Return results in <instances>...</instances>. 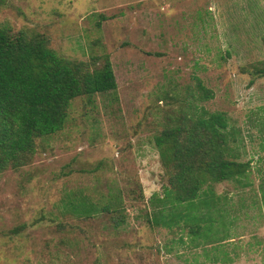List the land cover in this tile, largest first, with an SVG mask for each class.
Instances as JSON below:
<instances>
[{"label": "rangeland", "instance_id": "obj_1", "mask_svg": "<svg viewBox=\"0 0 264 264\" xmlns=\"http://www.w3.org/2000/svg\"><path fill=\"white\" fill-rule=\"evenodd\" d=\"M7 1L0 25L44 34L69 60L107 54L116 91L73 100L63 130L37 143L32 163L0 174V264H264V78L249 86L252 67L264 66V0ZM196 79L213 92L199 105L226 114L252 187L225 181L175 204L169 220L189 210L201 226L195 248L188 230L147 219L151 195L166 185L153 134L195 95ZM171 92L178 103L164 99ZM77 192L94 203L120 193L124 224L73 216L62 202Z\"/></svg>", "mask_w": 264, "mask_h": 264}, {"label": "trees", "instance_id": "obj_2", "mask_svg": "<svg viewBox=\"0 0 264 264\" xmlns=\"http://www.w3.org/2000/svg\"><path fill=\"white\" fill-rule=\"evenodd\" d=\"M9 7L7 0H0V9ZM96 27H100L99 21ZM250 74L253 78L249 86L254 79L264 78V66H253ZM194 88L196 96L190 94L180 100L176 111L164 117L162 129L153 134L166 185L161 197L151 195L153 209L147 223L168 231L188 230L196 248L201 243L193 237L200 233L201 226L188 218L189 210H181L178 220L172 221L168 219L169 211L177 204L194 203L209 185L235 181L246 188L251 183L247 181L250 162L239 161V153L229 146L231 134L226 114L209 112L199 105L213 99V92L199 79ZM115 91L116 81L107 54L91 56L87 62L69 60L50 48L44 34L0 25V174L32 163L37 143L63 130L73 100L90 101L95 95ZM170 94L173 93H167L164 99L175 98L178 103L176 94ZM99 167L97 163L91 172ZM263 169L257 172L262 175L259 191L264 203ZM240 178H245L243 183ZM62 203L78 219L90 220L105 214L114 230L124 224L120 193H108L101 203H94L88 195L77 192ZM17 233L14 230L11 235Z\"/></svg>", "mask_w": 264, "mask_h": 264}, {"label": "crops", "instance_id": "obj_3", "mask_svg": "<svg viewBox=\"0 0 264 264\" xmlns=\"http://www.w3.org/2000/svg\"><path fill=\"white\" fill-rule=\"evenodd\" d=\"M257 174H258V175H257V176H258V177H257V180L259 181V184H260V181H261V173H258V172H257ZM222 184H224V182H223ZM259 184H258V186H257V189H258V190H259ZM222 186H223V185H220V184H219V188H221ZM251 187H252V185L250 184V186H248V187H246V188H242V189H249V188H251ZM231 191H235L234 188L231 189ZM233 195H234V194H232L231 196H233ZM232 203H233V202H232ZM263 256H264V253H263ZM263 261H264V257H263Z\"/></svg>", "mask_w": 264, "mask_h": 264}]
</instances>
